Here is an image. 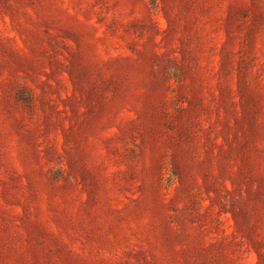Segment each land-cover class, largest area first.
Instances as JSON below:
<instances>
[{"label":"rangeland","instance_id":"374dc122","mask_svg":"<svg viewBox=\"0 0 264 264\" xmlns=\"http://www.w3.org/2000/svg\"><path fill=\"white\" fill-rule=\"evenodd\" d=\"M0 264H264V0H0Z\"/></svg>","mask_w":264,"mask_h":264}]
</instances>
